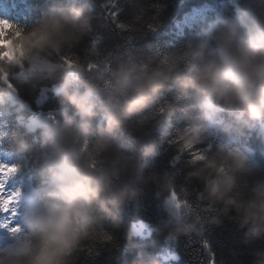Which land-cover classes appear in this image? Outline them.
<instances>
[{"label":"clouds","instance_id":"obj_1","mask_svg":"<svg viewBox=\"0 0 264 264\" xmlns=\"http://www.w3.org/2000/svg\"><path fill=\"white\" fill-rule=\"evenodd\" d=\"M106 2L101 0L102 6ZM250 3L203 23L195 39L161 54L151 67L117 64L99 110L95 64L65 62L72 60L86 33L104 25L88 0H51L27 28L0 18V112L13 109L16 85L35 88L46 79L80 118L73 124L62 112L58 126L25 123L27 133L39 128L40 146L46 149L38 163L33 161L44 184L28 198L23 223L13 226L19 232H9L12 239L0 244V264H76L79 251L103 235L106 218L115 221L129 203L137 205L143 191L137 185H154L157 195L167 191L165 207L175 224L165 223L166 234L157 230L166 243L196 230L181 220L186 201L175 192V173L145 174L142 159L154 153L155 142L141 143L135 152L112 151V135L145 110L159 117L155 127L173 149V159L188 154L185 180L198 182L197 201L218 206L243 230L245 242L264 234V166L253 161L247 146L235 142L258 125L264 139V0ZM129 6L139 19L153 7L147 0H129ZM73 72L87 76L83 91L74 86ZM166 87L176 94L154 107ZM26 107L17 99L13 110L18 120ZM100 113L104 123L89 149L91 121ZM179 118L184 123L176 127ZM12 143L18 153L31 151L22 137H12ZM100 154L103 159L96 158ZM209 223L220 221L212 217ZM131 235L129 230L125 238ZM255 256L253 264H264V250ZM132 264L161 260L140 251Z\"/></svg>","mask_w":264,"mask_h":264},{"label":"trees","instance_id":"obj_2","mask_svg":"<svg viewBox=\"0 0 264 264\" xmlns=\"http://www.w3.org/2000/svg\"><path fill=\"white\" fill-rule=\"evenodd\" d=\"M50 2L51 0H0V18L27 28L48 8ZM147 2L153 7H149L137 20L136 13L129 6V0H116L112 8L116 13L114 18L108 15L101 0H88L92 11L104 18V25L86 33L72 60L65 62L70 66L72 63L84 62L95 64L99 87L94 99L98 110L117 64L137 63L151 67L161 54L195 39L203 23L230 15L239 8L251 6L250 0ZM118 24H127L128 28L121 29ZM71 75L77 81L74 86L83 91L87 76H81L77 72ZM15 87L17 97L10 98L13 109L17 99L25 101L27 107L22 110L23 118L19 120L13 109L7 114L0 112V121H6L0 125V129H5L7 133L4 135L3 131H0V154L8 161V165L17 166L15 173L8 178L15 186L13 191L19 189L17 200L22 201L26 196L27 200L34 196L43 186L44 181L34 170L33 161L38 163L46 155V149L40 146L39 128L27 133L25 123L41 120L48 124L57 123L58 126L64 121L62 112L72 117L73 124L78 123L80 118L70 106L62 102L49 80L39 81L35 88L29 83ZM175 94L174 88L166 87L156 97L154 107L173 99ZM158 119L159 117H153L147 110L132 116L127 126L121 127L112 135V151L135 152L139 144L155 142L154 153L142 159L145 174L164 169L175 173V192L186 201L180 208L181 220L194 224L196 230L187 235L181 234L175 241L166 243L163 239V234L167 232L164 225L175 224L165 207L168 193L165 191L157 195L160 190L156 186L137 185L143 189L137 205L134 207L129 203L115 221L106 218L103 235L79 251L76 264H132L140 251L156 255L161 264H210V260L214 261V264H253L256 252L264 250V234L253 236L245 242L243 230L238 229L235 221L223 216L218 206H206L207 202L197 201L198 182L195 179L185 180L188 154L173 159V149L164 142L155 127ZM103 123L102 113L92 119L87 148H91L97 127ZM183 123L182 118L174 120L176 127L182 126ZM260 131L261 126L258 125L256 129L248 131L246 136L236 138L235 142L247 146L253 161L264 166V139H261ZM14 136L25 139L31 145V151L16 152L12 143ZM96 158L103 159V154L97 155ZM27 188L30 191L27 192ZM0 208H3L2 201ZM5 214L0 213V224L4 223ZM23 214L17 224L23 223ZM212 217L219 219L220 223H209ZM3 228L0 226V231ZM158 229H162L163 234L158 235ZM129 230H132V235L125 238V233ZM106 233L111 236V240L103 241Z\"/></svg>","mask_w":264,"mask_h":264},{"label":"snow or ice","instance_id":"obj_3","mask_svg":"<svg viewBox=\"0 0 264 264\" xmlns=\"http://www.w3.org/2000/svg\"><path fill=\"white\" fill-rule=\"evenodd\" d=\"M116 0H107L105 6L108 11V15L112 16L113 18L115 17L116 13L115 11L112 10V8L115 5ZM139 20V18H136ZM149 27H153L152 25H148ZM118 27L121 29H127L128 25L127 24H118ZM0 169H4V174L0 175V201H3L4 203L8 204L7 208H0V213H7L9 216L14 217L17 215V209L15 207L17 197L19 195V191H6L5 189V182L7 178L15 173L17 170L16 165H5V164H0ZM173 195L175 193L173 192ZM15 224H11L10 222L5 225V223L0 224V226L7 228L13 227ZM111 240V236L109 234H104L103 236V241H109ZM210 264H214V261L210 260Z\"/></svg>","mask_w":264,"mask_h":264},{"label":"rangeland","instance_id":"obj_4","mask_svg":"<svg viewBox=\"0 0 264 264\" xmlns=\"http://www.w3.org/2000/svg\"><path fill=\"white\" fill-rule=\"evenodd\" d=\"M0 164H3V163H0ZM4 174V169H0V175H3ZM5 189H6V191H12V188L10 187V186H8V185H6L5 184ZM28 191H30V189L29 188H27V192ZM26 192V193H27ZM26 193H24L25 195H26ZM26 202H27V196H26V199H24L22 202H21V204H24V205H21V206H23L24 208H25V206H26ZM3 205H4V207L5 208H7L8 207V204L7 203H4L3 202ZM17 203H16V205H15V207H16V209H17ZM19 206V205H18ZM17 213H18V210H17ZM9 216V215H8ZM16 217H17V215H15L14 217H11V216H9V222L11 223V224H13L14 223V221H15V219H16ZM14 230H15V227H11V228H8V230L6 229V230H4V231H1L0 232V244H3V243H6V242H8V241H10L11 239H12V237H11V235L9 234V232L10 233H14Z\"/></svg>","mask_w":264,"mask_h":264}]
</instances>
